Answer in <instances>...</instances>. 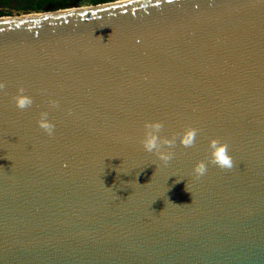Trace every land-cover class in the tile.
I'll use <instances>...</instances> for the list:
<instances>
[{"label": "water", "instance_id": "1", "mask_svg": "<svg viewBox=\"0 0 264 264\" xmlns=\"http://www.w3.org/2000/svg\"><path fill=\"white\" fill-rule=\"evenodd\" d=\"M0 83V264H264V0L0 17ZM148 122L196 146L165 165ZM211 139L234 167L195 179Z\"/></svg>", "mask_w": 264, "mask_h": 264}, {"label": "clouds", "instance_id": "2", "mask_svg": "<svg viewBox=\"0 0 264 264\" xmlns=\"http://www.w3.org/2000/svg\"><path fill=\"white\" fill-rule=\"evenodd\" d=\"M4 88L5 84L0 83V91H3ZM12 99L15 106L21 111L31 108L34 103L33 99L25 94L23 87L18 88L17 95ZM50 106L57 108L59 107V102L50 101ZM48 116V112H42L40 119L37 121V126L51 136L54 133L55 125L48 119ZM163 131L164 124L162 122L145 123L144 135L140 143L145 152L155 155L165 165L175 158V152L172 150L176 147L177 140H179V144L183 148H194L196 146V137L199 133L196 128H186L172 138L163 136ZM209 166H214L221 170H231L234 167L233 159L229 154V145L226 142H222L219 139H211L209 141L205 160L198 161L193 167L194 178L200 179L206 175ZM185 190L187 191V184L185 185Z\"/></svg>", "mask_w": 264, "mask_h": 264}, {"label": "rangeland", "instance_id": "3", "mask_svg": "<svg viewBox=\"0 0 264 264\" xmlns=\"http://www.w3.org/2000/svg\"><path fill=\"white\" fill-rule=\"evenodd\" d=\"M24 1L25 0H0V15H1L0 17H15V16H21V15H26V14H31V13L54 11L52 10L50 6L43 11L31 12L30 10H28L27 6L24 4ZM91 1L93 0H80L78 7H88V6H93L97 4H102V3L94 4ZM114 1H118V0H106V2L104 3H109V2H114Z\"/></svg>", "mask_w": 264, "mask_h": 264}, {"label": "trees", "instance_id": "4", "mask_svg": "<svg viewBox=\"0 0 264 264\" xmlns=\"http://www.w3.org/2000/svg\"><path fill=\"white\" fill-rule=\"evenodd\" d=\"M80 0H25L24 4L31 12H39L51 6L52 10L65 9L70 6H78ZM94 4L104 3L106 0H93ZM1 16V15H0Z\"/></svg>", "mask_w": 264, "mask_h": 264}]
</instances>
